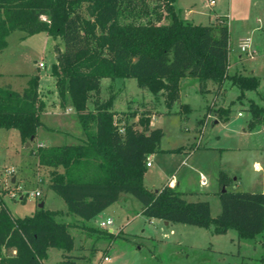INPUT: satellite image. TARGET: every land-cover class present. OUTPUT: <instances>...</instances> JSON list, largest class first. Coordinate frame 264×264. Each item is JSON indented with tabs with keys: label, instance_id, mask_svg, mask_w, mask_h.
<instances>
[{
	"label": "trees",
	"instance_id": "obj_1",
	"mask_svg": "<svg viewBox=\"0 0 264 264\" xmlns=\"http://www.w3.org/2000/svg\"><path fill=\"white\" fill-rule=\"evenodd\" d=\"M159 1L167 22L160 21L161 13L156 20H138L149 12L146 0H0V51L16 28L62 39L51 74L59 96L69 94L82 127L77 143L40 146L31 153L40 167L50 169L47 185L65 202L67 212L82 220L93 219L124 193L141 203L140 213L148 219L212 226L218 234L234 229L239 238H252L264 230V192L228 190L233 178L219 170L220 212L212 217L206 200L187 201L185 193L168 184L145 187L146 157L159 150L162 127L150 125V108L131 111L128 115L136 119L119 122L112 108L114 95L100 94L103 77H135L139 87L162 94L170 108L180 98L179 82L185 76L197 79L201 93L210 91L209 83L218 93L226 79L240 88L239 96L257 87L256 75L228 71L225 18L191 22L181 17L174 0ZM92 95L93 107L88 108ZM43 108L38 74L20 90L0 86V127L16 129L22 143L43 124ZM190 108L180 102L177 112ZM248 108V129L264 123V106L250 101ZM203 122L204 117L196 121L198 131ZM59 213L43 206L30 215L12 216L0 198V264H44L50 247L71 251L72 224L56 220Z\"/></svg>",
	"mask_w": 264,
	"mask_h": 264
},
{
	"label": "rangeland",
	"instance_id": "obj_2",
	"mask_svg": "<svg viewBox=\"0 0 264 264\" xmlns=\"http://www.w3.org/2000/svg\"><path fill=\"white\" fill-rule=\"evenodd\" d=\"M146 2L149 12L138 20H156V15L161 13L160 21H168L159 0ZM174 4L192 8L191 20L195 23L214 22L216 14L223 15L230 34V70L256 75L257 87L245 89L239 96L240 88L226 79L224 87L214 97L215 86L201 93L196 78L183 77L179 83L180 98L170 108L162 94L139 87L135 77H103L100 94L103 98L114 95L112 108L119 122L135 118L128 115L131 111L150 108L153 110L150 125L162 127L164 135L159 150L152 154V166L147 167L143 175V185L154 190L170 179L178 181V190L195 192L184 196L187 201H208L211 216L215 217L220 212V202L217 194L209 192L217 189L219 170L233 178L228 190L264 192V123H257L252 129L247 126L251 117L250 101L264 106V0H214L212 5L208 0H174ZM243 38H250V47L256 50L254 58L241 53ZM6 39L7 44L0 51V86L9 85L19 90L28 84L31 76L38 74L45 100L40 118L74 135L82 132L69 94L59 96L51 74V64L57 60L62 39L45 31L28 34L20 28L11 30ZM40 60L44 62L43 67L37 64ZM93 97L87 102L88 108L93 107ZM184 101L189 102L191 108L186 113L177 112L180 102ZM202 117L204 122L198 131L196 121ZM38 132L31 146L26 147L16 129L0 127V198L13 216L30 215L41 202L51 210H67L62 198L47 185L50 169L38 166L31 150L35 152L40 142L46 145L75 143V137L59 132L47 135L42 125ZM183 161L186 163L182 164ZM11 169L13 171L6 174ZM200 174L204 175L206 184H201ZM18 187L39 190L41 195H26L25 200H21ZM126 195L131 198L129 202H116L106 213L92 220L80 219L86 227L107 234L72 224L69 231L73 236V249L65 252L50 247L43 263L264 264V230L252 238H239L234 229L218 234L212 226L165 225L161 219L142 215L141 203L132 195ZM57 215L56 220L69 223L78 218L73 214ZM106 216L111 217L113 223L106 229L100 228L99 222ZM104 256L108 257L107 261Z\"/></svg>",
	"mask_w": 264,
	"mask_h": 264
},
{
	"label": "crops",
	"instance_id": "obj_3",
	"mask_svg": "<svg viewBox=\"0 0 264 264\" xmlns=\"http://www.w3.org/2000/svg\"><path fill=\"white\" fill-rule=\"evenodd\" d=\"M209 1V0H208ZM214 3V2H213ZM213 3H209L208 2V4L209 5H212ZM173 4H174V2H173ZM174 6H175V4H174ZM175 9L179 12V14L181 15V17L182 18H184V19H186V20H189V21H191V22H193L192 20H191V18H192V16H191V12H192V8H181V7H176L175 6ZM221 18V17H223V18H225L223 15H220V14H216L215 15V21L214 22H216L217 21V19L218 18ZM214 22H209V23H214ZM230 35V34H229ZM250 39V38H249ZM251 41V40H250ZM229 46H230V43H229ZM63 47V45H61V47L60 48H62ZM251 49H254V54H253V56L252 57H250V58H254L255 57V54H256V50H255V48H251ZM230 50H231V47H230ZM229 56H230V51H229ZM239 57H240V55H239ZM246 57H248V56H246ZM228 71L230 72V73H232L231 72V70H230V62H229V66H228ZM235 71H237V70H235ZM234 71V72H235ZM185 77H190V76H185ZM183 78V77H182ZM181 78V79H182ZM180 79V80H181ZM189 80H194V79H189ZM55 83V82H54ZM180 83V82H179ZM211 86H214L213 84H211V83H209L208 84V87H209V89H210V91H211ZM25 87V86H24ZM224 87V86H223ZM56 88V87H55ZM180 88V87H179ZM22 89V88H21ZM20 90V89H19ZM220 92V91H219ZM39 93H40V95H41V97H42V99H43V101H44V104H45V100H44V98H43V94H42V92L40 91V88H39ZM215 95V96H214ZM213 96L214 97H216L217 96V93H215ZM163 98V97H162ZM184 102H187V101H184ZM188 104H189V102H187ZM190 105V104H189ZM191 107V106H190ZM43 110H44V108H43ZM42 110V111H43ZM115 110V109H114ZM41 111V112H42ZM41 114V113H40ZM152 116V115H151ZM41 119V118H40ZM134 119H136V117L134 118ZM151 120V119H150ZM41 121H42V123L43 124H41L42 126H43V129H45V131H47L46 133H47V135H51V134H53V133H55V132H59V133H69V134H72L75 138H74V140H75V143H77L78 142V139L79 138H81L82 136H83V133L82 132H78V134H76V135H74L73 133H71L70 131H68V130H66V129H62V127H54V126H52V125H49V124H47L46 122H44L42 119H41ZM40 126V125H39ZM38 126V127H39ZM38 127H37V129H36V135L32 138V139H29L27 142H28V145H26V147H30L31 146V142L38 136V134H39V132H38ZM75 143H71V144H75ZM55 144H50V145H46V144H44V143H42V142H40L39 143V145H37V147H40V146H54ZM33 150H35V149H33ZM33 150H31V152H34ZM153 154V153H152ZM152 154H150L149 156L151 157V165H150V167L152 166ZM36 163L38 164V160H37V158H36ZM186 163V162H185ZM183 164V163H182ZM180 165H181V163H180ZM39 166V165H38ZM165 184H168L170 187H172V188H174L175 190H177V191H180V192H182V193H185V195L187 194V193H195V192H191V191H183V190H178L177 189V184H178V181H174L173 179L171 180H168L167 182H164V183H162V185L161 186H163V185H165ZM160 186V187H161ZM159 187V188H160ZM156 189H158V188H156ZM217 190H218V183H217V189L215 190V191H212V192H209V193H213V194H216V192H217ZM261 192V191H260ZM205 193H207L208 194V192H205ZM203 194V192H201L200 193V195H202ZM184 195V196H185ZM199 195V196H200ZM199 196H197V197H199ZM21 200H25V198H22ZM131 200V198L129 197V196H127L126 194H124V193H122L120 196H119V198H118V200L116 201V202H122V203H125V202H129ZM115 202V203H116ZM114 204V203H113ZM112 204V205H113ZM112 205H110V206H112ZM122 205V204H121ZM43 206H44V203H43ZM109 206V207H110ZM109 207H107L104 211H102L101 213H106V211L109 209ZM48 209V208H47ZM51 210V209H50ZM52 210H54V211H60V213L57 215V216H60V215H63V214H70V213H68L67 212V210H65V209H60V210H55V209H52ZM139 211H140V208H139ZM101 213H99L97 216H99ZM13 216V215H12ZM97 216H95V217H97ZM78 217V216H77ZM94 217V218H95ZM93 218V219H94ZM105 218H111V217H109V216H106ZM76 219V221L78 222H74V223H70V224H74V226H78V227H82V225L84 224V222H81V218H75ZM112 219V218H111ZM92 220V219H91ZM101 220H103V219H101ZM164 221V220H163ZM63 222H65V221H63ZM66 223H69V222H66ZM164 224L165 225H169V224H171V222H168V221H164Z\"/></svg>",
	"mask_w": 264,
	"mask_h": 264
},
{
	"label": "built area",
	"instance_id": "obj_4",
	"mask_svg": "<svg viewBox=\"0 0 264 264\" xmlns=\"http://www.w3.org/2000/svg\"><path fill=\"white\" fill-rule=\"evenodd\" d=\"M208 2L213 3L214 0H209ZM250 46H251L250 39L249 38H243L240 42L241 53L245 54L248 57H252L254 54V50H252ZM37 64L39 67L44 66V62L42 60L38 61ZM239 114H240V112H239ZM182 163L185 164V161H183ZM145 164H146V167H150V165H151V157L149 155L146 157V163ZM12 171H13L12 169L7 170L6 174H8ZM200 182H201V184H206V179H205L203 174H200ZM17 190H18V193H20L19 194L20 199L25 198L26 195H31L33 197H40V195H41V192L39 190H31V191L22 190L21 187H18ZM112 223H113V220L111 218H105L103 220H100L99 227L106 229L108 226L112 225ZM103 259L105 261H107L108 257L104 256Z\"/></svg>",
	"mask_w": 264,
	"mask_h": 264
},
{
	"label": "water",
	"instance_id": "obj_5",
	"mask_svg": "<svg viewBox=\"0 0 264 264\" xmlns=\"http://www.w3.org/2000/svg\"><path fill=\"white\" fill-rule=\"evenodd\" d=\"M33 137H31L30 139H32ZM26 145H28V142H26ZM13 181H14V179H13ZM38 207L40 208V207H43V203L41 202V203H39L38 204Z\"/></svg>",
	"mask_w": 264,
	"mask_h": 264
}]
</instances>
